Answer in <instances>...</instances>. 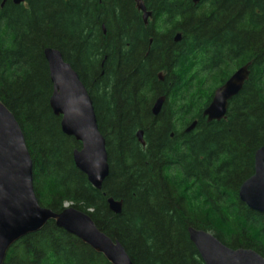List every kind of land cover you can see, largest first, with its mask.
Listing matches in <instances>:
<instances>
[{
  "label": "trees",
  "instance_id": "16d2710c",
  "mask_svg": "<svg viewBox=\"0 0 264 264\" xmlns=\"http://www.w3.org/2000/svg\"><path fill=\"white\" fill-rule=\"evenodd\" d=\"M2 1L0 100L24 133L41 206L88 213L133 264H204L190 226L264 257V214L238 195L264 147V0H144L153 12L147 25L134 0ZM48 47L60 50L93 101L109 163L101 190L76 167L81 143L50 107ZM248 62L226 118L207 121L215 88ZM201 78L214 86L199 104ZM110 197L122 200L121 213L110 210ZM4 264L111 263L50 221L15 242Z\"/></svg>",
  "mask_w": 264,
  "mask_h": 264
},
{
  "label": "water",
  "instance_id": "95a60500",
  "mask_svg": "<svg viewBox=\"0 0 264 264\" xmlns=\"http://www.w3.org/2000/svg\"><path fill=\"white\" fill-rule=\"evenodd\" d=\"M7 0H3L1 7ZM21 4L24 0H12ZM142 12L145 25L153 16L144 0H134ZM196 5L202 0H192ZM177 33L175 40L179 41ZM48 63L53 91L50 107L61 117L63 133L74 137L81 147L73 151L76 167L88 178L90 184L101 190L109 175L106 139L100 132L91 96L73 67L64 60L60 50L48 47L44 51ZM251 62L239 67L212 95L203 110L207 121L226 118L229 101L243 89L250 74ZM163 80V73H159ZM166 97H159L152 108L157 116ZM195 120L186 131L196 127ZM136 136L145 146L144 131ZM240 200L251 210L264 214V147L255 154L254 173L239 188ZM112 212H122L123 202L108 198ZM53 221L75 235L95 252L102 254L111 264H133L123 245L101 231L91 216L74 206H65L60 212L40 205L33 184V160L24 133L13 113L0 100V264H4L11 246L24 236L35 233ZM188 234L204 264H264V257L252 249L231 248L207 230L190 226Z\"/></svg>",
  "mask_w": 264,
  "mask_h": 264
},
{
  "label": "rangeland",
  "instance_id": "374dc122",
  "mask_svg": "<svg viewBox=\"0 0 264 264\" xmlns=\"http://www.w3.org/2000/svg\"><path fill=\"white\" fill-rule=\"evenodd\" d=\"M194 84H196L194 91L196 92L195 96L197 99V96L199 95L198 102L199 104H202L205 92L211 89L214 86V83L211 81H204V78L201 79H195ZM201 97V98H200Z\"/></svg>",
  "mask_w": 264,
  "mask_h": 264
},
{
  "label": "flooded vegetation",
  "instance_id": "af4514ba",
  "mask_svg": "<svg viewBox=\"0 0 264 264\" xmlns=\"http://www.w3.org/2000/svg\"><path fill=\"white\" fill-rule=\"evenodd\" d=\"M26 0H24V2H22L21 4H26ZM17 5V4H16ZM18 5H20V4H18ZM139 11V10H138ZM140 13H141V15H142V12L141 11H139Z\"/></svg>",
  "mask_w": 264,
  "mask_h": 264
}]
</instances>
